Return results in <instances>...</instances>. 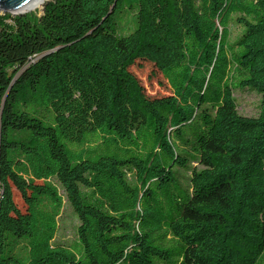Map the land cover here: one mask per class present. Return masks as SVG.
Masks as SVG:
<instances>
[{
    "label": "trees",
    "instance_id": "16d2710c",
    "mask_svg": "<svg viewBox=\"0 0 264 264\" xmlns=\"http://www.w3.org/2000/svg\"><path fill=\"white\" fill-rule=\"evenodd\" d=\"M0 264H264V0L0 8Z\"/></svg>",
    "mask_w": 264,
    "mask_h": 264
},
{
    "label": "rangeland",
    "instance_id": "374dc122",
    "mask_svg": "<svg viewBox=\"0 0 264 264\" xmlns=\"http://www.w3.org/2000/svg\"><path fill=\"white\" fill-rule=\"evenodd\" d=\"M50 0H41L39 4H33L30 7L21 10L20 13H25L27 11H33V10H38V12H42L44 9V4L45 2H48ZM13 14H15L13 12ZM132 18H133V13L130 11L125 10L122 13V18H121V23H120V30L122 32H128L133 24H132ZM240 29V26L235 24V23H230V31H231V38H234L235 35L238 33ZM140 64V63H139ZM136 64L134 66V70L138 72V74L143 78V81L147 83L148 89L153 92V94H163L164 92H167L168 88L166 84H163L159 86L158 88L156 87L154 81H150L146 78V75L149 74V71L152 69L151 65L147 63H142V64ZM234 95L237 100L238 104V110L245 115H255L257 114L259 110V102H260V95L250 89H239L236 88L234 89ZM179 176L182 180V182L187 185L188 183V178L190 175V170L188 169H183L179 168L178 170ZM20 204H22L21 200H19ZM59 224L60 228L56 237L57 242H62L65 244H70L72 243L75 238H76V225H77V218L71 209L70 205L68 204L67 201H64V209L59 216Z\"/></svg>",
    "mask_w": 264,
    "mask_h": 264
},
{
    "label": "water",
    "instance_id": "95a60500",
    "mask_svg": "<svg viewBox=\"0 0 264 264\" xmlns=\"http://www.w3.org/2000/svg\"><path fill=\"white\" fill-rule=\"evenodd\" d=\"M38 1L39 0H0V8L16 14ZM45 3L43 4L45 5Z\"/></svg>",
    "mask_w": 264,
    "mask_h": 264
},
{
    "label": "bare ground",
    "instance_id": "6f19581e",
    "mask_svg": "<svg viewBox=\"0 0 264 264\" xmlns=\"http://www.w3.org/2000/svg\"><path fill=\"white\" fill-rule=\"evenodd\" d=\"M41 2V0H39L38 2L34 3V4H39Z\"/></svg>",
    "mask_w": 264,
    "mask_h": 264
}]
</instances>
